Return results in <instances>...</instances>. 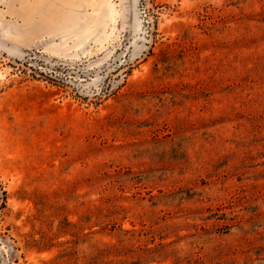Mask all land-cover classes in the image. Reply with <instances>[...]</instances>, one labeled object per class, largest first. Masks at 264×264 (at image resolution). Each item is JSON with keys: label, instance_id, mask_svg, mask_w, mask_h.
Segmentation results:
<instances>
[{"label": "rangeland", "instance_id": "obj_1", "mask_svg": "<svg viewBox=\"0 0 264 264\" xmlns=\"http://www.w3.org/2000/svg\"><path fill=\"white\" fill-rule=\"evenodd\" d=\"M0 264H264V0H0Z\"/></svg>", "mask_w": 264, "mask_h": 264}]
</instances>
